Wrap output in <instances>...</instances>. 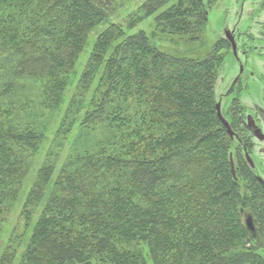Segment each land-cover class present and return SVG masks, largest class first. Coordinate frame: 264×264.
I'll use <instances>...</instances> for the list:
<instances>
[{
	"label": "trees",
	"instance_id": "trees-1",
	"mask_svg": "<svg viewBox=\"0 0 264 264\" xmlns=\"http://www.w3.org/2000/svg\"><path fill=\"white\" fill-rule=\"evenodd\" d=\"M207 2L145 1L126 27L176 48L109 24L70 84L104 0H0V226L48 143L0 264H264V184L232 177L219 62L191 54Z\"/></svg>",
	"mask_w": 264,
	"mask_h": 264
},
{
	"label": "flooded vegetation",
	"instance_id": "flooded-vegetation-1",
	"mask_svg": "<svg viewBox=\"0 0 264 264\" xmlns=\"http://www.w3.org/2000/svg\"><path fill=\"white\" fill-rule=\"evenodd\" d=\"M234 1L237 13L244 14L247 26L240 28L235 22L231 27L226 23L220 27L225 44L218 46L214 43L211 56L219 57L221 48L229 49L237 63V73L215 100L214 107L228 136L227 142H230L228 157L231 155L235 174L247 170L264 184V0ZM204 13L208 18L206 7ZM251 24L254 25V31ZM249 40L254 43H249ZM252 52L262 60L258 70L253 68L255 66L249 68L247 65V58ZM217 103L232 135L227 132L217 114Z\"/></svg>",
	"mask_w": 264,
	"mask_h": 264
},
{
	"label": "rangeland",
	"instance_id": "rangeland-1",
	"mask_svg": "<svg viewBox=\"0 0 264 264\" xmlns=\"http://www.w3.org/2000/svg\"><path fill=\"white\" fill-rule=\"evenodd\" d=\"M147 0H104V2L108 5L109 14L107 16V19L97 25L90 33H88L87 41L85 44V47L83 51L80 53L79 58L76 62L75 69L73 74L70 78V84H74L78 77L80 76L82 69L86 63V60L93 48V44L96 40V37L109 25L112 23H117L123 26L125 28V31L127 34L134 33L137 31H143L147 36L150 37L151 40H153L157 45H160L165 48H176L174 47L175 44L161 39L158 35L157 36H151L153 30H154V22H153V16H145L139 21H136L133 27H126L127 23L130 22L132 19V15L137 12L138 8ZM207 2V1H206ZM234 0H208L207 5L205 6L208 10V18L204 26V34L202 37L203 45L198 48V44L195 45L198 49L196 51H192L191 54H201L204 51L211 52L213 49L214 43H217V45L225 44L224 35L221 32L220 27L223 24H227L228 27H231L233 23L236 22L240 28L246 27L247 23L245 22V16L242 13H237V7L235 6ZM225 12V13H224ZM251 27L254 31V25L251 24ZM253 36L256 38V35L253 34ZM253 37V38H254ZM153 38V39H152ZM238 42L241 43V39L238 38ZM249 43H254L253 40H249ZM218 45V46H219ZM188 46V48H187ZM186 47H182L183 49L190 50L189 48H193L192 44H188ZM203 46V47H202ZM181 49L180 47H178ZM203 48V49H202ZM182 49V50H183ZM194 50V49H191ZM264 52V51H263ZM258 53V52H257ZM215 58V57H214ZM216 60L219 62V68L217 72L216 77V83H215V100H217L220 93L224 92L226 89V86H228L231 78L237 73V63L233 60L234 58L230 54L229 49H220V56L217 57ZM224 60L225 62H222ZM248 67H253L255 70H258L259 62H262L261 58L255 56V52H252L251 55L247 58ZM264 62V60H263ZM223 63V65H222ZM225 63V64H224ZM73 85L67 90L66 95L68 93L70 94L72 92ZM56 117V114H55ZM58 117V116H57ZM48 146V143H44L40 151L37 153L36 156L32 159V164L29 168L27 179L25 180L21 191L19 193V196L14 204V207L8 214L7 218L2 221L0 226V237H1V243L2 246L5 244L10 236H18L25 228V220L20 215L22 204L26 198V194L30 188V185L32 183L33 175L35 173V170L38 168V166L42 163V159L45 154V150ZM247 217H251L248 214H244L242 216V219L246 225V219ZM37 216L34 215L33 222L36 220ZM16 226V229H14ZM247 226V225H246ZM30 230V227L28 228ZM250 230V229H249ZM254 230V225H253ZM252 231V230H250ZM29 233V232H28ZM21 249L24 247L26 241L25 238H23V241L20 242ZM0 246V251H1ZM147 264H153L151 261H147Z\"/></svg>",
	"mask_w": 264,
	"mask_h": 264
},
{
	"label": "water",
	"instance_id": "water-1",
	"mask_svg": "<svg viewBox=\"0 0 264 264\" xmlns=\"http://www.w3.org/2000/svg\"><path fill=\"white\" fill-rule=\"evenodd\" d=\"M216 109H217V114H218L222 124L227 129V132L230 135H232V131L230 130V127H229L227 121L221 116L220 109H219V103L216 104ZM229 163H230V169H231L232 177L234 179H236V174H235V170H234V166H233V161H232L231 155L229 156ZM245 222H246L247 228L250 229V230H253V222H252L251 217H247Z\"/></svg>",
	"mask_w": 264,
	"mask_h": 264
}]
</instances>
